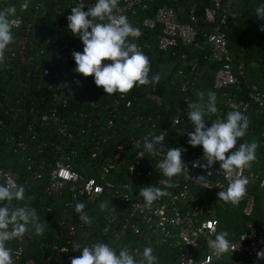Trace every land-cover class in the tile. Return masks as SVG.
Segmentation results:
<instances>
[{"label":"built area","instance_id":"obj_1","mask_svg":"<svg viewBox=\"0 0 264 264\" xmlns=\"http://www.w3.org/2000/svg\"><path fill=\"white\" fill-rule=\"evenodd\" d=\"M29 1L23 2L21 10L27 8ZM157 1L161 5L154 17L142 19L140 26L132 24L131 17L150 11ZM209 1L211 5L202 12V24L194 6L189 10L188 22H179L165 0H119L114 14L126 16L140 35L143 28L154 30L160 26L157 48L162 52L171 51L178 42L193 44L202 36L210 60L219 64L213 86L222 92L225 110L246 115L254 105L264 114V84L248 85L243 95V66L233 62L223 30L228 10L237 0ZM79 3L89 6L94 0H70L67 11L60 10L63 21L39 42L34 39V23L25 22L21 16L10 18L14 40L6 49L1 67L8 72L7 81H16L17 86H12V93L0 94V131L5 143L0 145V152L4 146L7 153L20 156L25 163V179L20 182L16 172L0 167V182L24 187L44 183L37 200L26 197L25 201L13 204L35 208L40 221L45 223L43 235L25 234L9 242L14 264H71V259L80 255L74 244L103 242L99 236L93 237L92 227L97 224L101 236L106 238L104 243L114 247H127L130 252L144 246L172 248L175 258L165 264H264V258L257 256L264 251V218L249 221L246 230L231 239L232 250L228 253L216 255L209 247V240L215 239L218 221L202 216L211 215L214 208L223 205L213 193L226 190L229 181L218 165L210 169L198 166L206 161L202 153L187 143V132L191 131L186 128L190 123L186 115L188 106L184 104L172 111L167 108L166 115L144 117L133 108L129 92L106 94L90 77L74 72L72 53L82 51L83 44L68 30L67 16L71 7ZM139 37L130 38L142 51ZM179 60L186 64L187 55H180ZM193 69L192 66L190 76ZM76 76L92 83V95L73 104L65 85L71 90L75 88ZM173 78L183 92L193 88L182 69ZM230 88L236 93H228ZM145 96L155 105L161 102L155 87L149 88ZM26 99H31L27 106ZM148 133L166 135L163 143L168 148H182L181 158L188 166V171L173 178L175 187L166 189L168 195L150 207L138 196L139 189L146 185L164 189L167 177L157 166L164 158L162 154L153 155L142 147H134L137 142L142 144ZM175 137L183 142L175 144ZM209 171L213 175L207 178V187L202 188L194 179L207 176ZM237 175L248 179L247 187H252L257 178L250 167L239 170ZM78 202L85 203L91 224H85L75 213ZM102 202L108 204L103 211L99 207ZM253 209V195H247L243 214L252 217ZM35 243L41 261L29 256Z\"/></svg>","mask_w":264,"mask_h":264},{"label":"clouds","instance_id":"obj_2","mask_svg":"<svg viewBox=\"0 0 264 264\" xmlns=\"http://www.w3.org/2000/svg\"><path fill=\"white\" fill-rule=\"evenodd\" d=\"M118 3L119 0H94L89 6L79 3L71 7V14L67 16L68 30L78 36L83 44L82 51L72 53L76 65L74 71L84 77L92 76L95 85L102 87L106 94L128 93L134 87L154 85L160 80L159 75L149 76L148 56L129 39L139 37V29L133 27L126 16L114 14ZM255 12L257 19H264V0H261ZM15 13V6L0 8V63L4 62V53L14 40L10 17L15 16ZM260 30L264 31V26ZM74 82L79 86L78 80ZM65 87L71 95L70 86L66 84ZM198 95L199 103L188 104L186 115L193 127L187 132V143L202 147L206 163H199V167L210 169L219 163L229 183L226 190L219 191L217 195L225 202L238 204L247 192L248 179L237 173L255 161L259 144L253 140L236 147L238 140L247 132L248 117L241 111L233 110L223 118L206 119L218 112L217 94L208 91L206 99L203 92ZM206 121H211V124ZM165 136L148 133L142 138V144L137 142L134 145L150 154L160 153L164 157L157 166L167 177L163 181L165 188L146 185L139 189L138 196L143 198L146 207L168 195L166 189L175 187L173 178L188 171L187 164L181 158L183 149L168 148L163 143ZM212 175L209 171L207 176L199 175L194 181L206 188L207 178ZM25 192L23 185L0 182V264H14L12 249L8 246L10 241L22 238L25 234L40 236L44 233L45 223L40 221L35 208L27 204H13L14 201H25ZM99 207L103 211L108 204L102 202ZM85 209V203L75 204L74 211L79 219L91 224L92 217ZM228 237L229 233L222 230L216 233L215 239L209 240V247L214 254L222 255L232 250V241ZM73 248L80 255L72 258L71 264H159V257L150 246L130 252L127 247H114L110 243L97 241L83 246L76 243ZM257 256L264 258V251L258 252Z\"/></svg>","mask_w":264,"mask_h":264},{"label":"trees","instance_id":"obj_3","mask_svg":"<svg viewBox=\"0 0 264 264\" xmlns=\"http://www.w3.org/2000/svg\"><path fill=\"white\" fill-rule=\"evenodd\" d=\"M24 1L0 0V8L15 6V16L10 18L21 16L25 22L34 23V39L38 42L47 32H51L52 28H56L58 22L63 21V15L60 14V10L67 11L66 7L70 2V0H61V2L59 0H30L27 8L21 10V5ZM165 2L173 8L177 20L181 23L188 22L189 10L194 6L199 22L202 24L203 9L211 5L209 0H165ZM260 3L261 0H237L228 10V20L225 26H223V30L227 34L228 50L233 62L243 66L245 79H240V89L243 95L248 85L264 84V31L260 30L264 26V19H257L255 12L256 7ZM160 5V1L152 3L150 11L139 12L138 17H131L130 21L132 24L140 26L142 19L154 17L156 8ZM160 34V26L154 30L143 28L137 40L141 46H144L142 52L150 60L149 76L159 75L160 80L154 85H142L134 87L129 91V98L132 99L133 108L144 117L156 116L157 114L166 115L167 108L172 111L176 107L184 104L188 106V104L199 103V93L203 92L205 94L204 98L206 99L207 92L214 91L217 94L218 112L206 117V119L214 120L218 117H225L229 111H226L223 105L222 92L213 86L214 75L219 64L210 60V52L204 45L203 37L199 35L195 42L190 45H184L178 42V45L172 48L171 51L162 52L157 48ZM129 39L132 42V39ZM6 54L5 51L4 55ZM182 54L187 55L186 64H183L179 60ZM1 66L2 63H0V94L4 92L12 93L11 88L12 86L16 87L17 82L11 83L7 81L6 74L8 72L3 70ZM192 66L194 67V72L190 76L189 71ZM181 69L188 75V79L193 84V88L188 92H183L179 82L173 78L174 74ZM31 70L34 71L33 68ZM69 72L73 76V72ZM89 77L93 82V77ZM76 80L79 81V86L76 84L75 88L71 90L73 104L80 103V101L85 99L84 97L92 95V83L86 80L83 82L77 76L74 78V81ZM151 87H155L157 94L161 97L159 105H155L145 96L147 90ZM227 92L236 93L233 88L228 89ZM31 95L38 96L35 94ZM34 96L31 99H34ZM31 99L25 100L26 106ZM246 116L249 120V126L243 139L238 140L236 147L244 142H251L253 140L258 142L259 147L256 151V159L252 162L250 168L259 176V179L256 183L252 181V187H247L245 196L235 205L230 202H225L218 197L217 193H213L221 200L223 205L214 208L213 215L206 214L202 216L203 218L214 217L218 221L217 232L222 230L227 231L229 233V239H233L239 233L244 232L246 222L249 220H262L264 216V184L260 186L261 181L264 180V114H261L256 106L251 105ZM206 123L210 125L211 121H206ZM192 127L191 122L186 126L188 129ZM129 132L137 133L133 130H129ZM181 142L183 141L179 137H175V144ZM3 144L5 146L4 136L0 131V145ZM4 146L0 152V167L16 172L20 182H23L25 179V163L19 159L20 156L7 153ZM188 146L204 155L201 146L193 147L189 144ZM215 165L219 166V163ZM43 188L44 183H31L25 187V196L37 200ZM249 193H255V215L253 218H247L242 215V209L245 205L247 194ZM92 229L94 230L93 237L96 238L99 236L103 242L106 241V238L101 236L99 224L94 225ZM231 232L235 235H231ZM36 247L37 243L32 247L33 251L31 252L33 253L29 254V256H34L41 261L43 258L38 253ZM153 250L154 254L159 257V264H165L167 261H173L175 258L176 252L172 248L154 247Z\"/></svg>","mask_w":264,"mask_h":264},{"label":"crops","instance_id":"obj_4","mask_svg":"<svg viewBox=\"0 0 264 264\" xmlns=\"http://www.w3.org/2000/svg\"><path fill=\"white\" fill-rule=\"evenodd\" d=\"M259 179V176L257 175V178L254 180V182L256 183L257 182V180ZM264 184V180H262L261 181V183H260V186H262ZM247 195H253V198H254V209H253V215H252V217H247V216H245L244 214H243V209H242V215L243 216H245V217H247V218H253L254 217V213H255V193H249V194H247ZM244 208V207H243ZM211 215H213V213L211 214ZM263 218H264V216H263ZM252 220V219H251ZM251 220H249V221H251ZM249 221L248 222H246V227H247V224L249 223ZM253 221H255V220H253ZM245 230H246V228H245ZM240 234V233H239ZM238 234V235H239ZM231 235H235V234H233V232H231ZM236 238V237H235ZM234 239V238H233ZM231 240V239H230Z\"/></svg>","mask_w":264,"mask_h":264}]
</instances>
